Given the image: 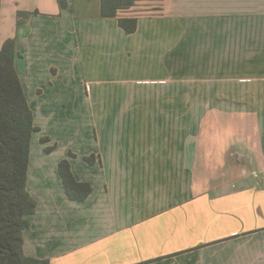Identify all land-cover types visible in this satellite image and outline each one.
<instances>
[{
  "label": "crops",
  "instance_id": "crops-1",
  "mask_svg": "<svg viewBox=\"0 0 264 264\" xmlns=\"http://www.w3.org/2000/svg\"><path fill=\"white\" fill-rule=\"evenodd\" d=\"M100 10L101 0H2L0 48L16 40L40 129L25 253L264 264V0H137L120 13L138 18L131 34ZM20 11L38 13L18 25ZM66 158L93 187L84 201L66 195Z\"/></svg>",
  "mask_w": 264,
  "mask_h": 264
},
{
  "label": "trees",
  "instance_id": "trees-1",
  "mask_svg": "<svg viewBox=\"0 0 264 264\" xmlns=\"http://www.w3.org/2000/svg\"><path fill=\"white\" fill-rule=\"evenodd\" d=\"M137 0H101L102 17L118 18L126 33L137 30L138 18L121 16ZM2 0H0L1 12ZM38 11L18 13V25L23 17ZM16 40H6L0 48V264H50L47 259L28 256L24 251L23 232L30 225V216L36 211V200L27 189L30 146L33 133L40 130L16 67ZM48 140L44 138V141ZM49 150V149H48ZM74 156V153H70ZM90 163L91 158H86ZM67 197L84 201L91 194V183L79 181L72 171L69 159L59 163Z\"/></svg>",
  "mask_w": 264,
  "mask_h": 264
},
{
  "label": "rangeland",
  "instance_id": "rangeland-1",
  "mask_svg": "<svg viewBox=\"0 0 264 264\" xmlns=\"http://www.w3.org/2000/svg\"><path fill=\"white\" fill-rule=\"evenodd\" d=\"M89 107H91V105H88ZM41 140L39 138H36L35 142H34V147H37V146H41Z\"/></svg>",
  "mask_w": 264,
  "mask_h": 264
}]
</instances>
